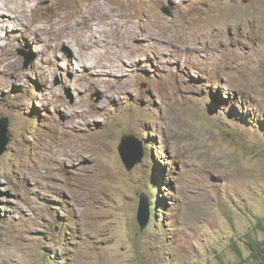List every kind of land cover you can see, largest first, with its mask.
I'll return each instance as SVG.
<instances>
[{
    "label": "rangeland",
    "instance_id": "374dc122",
    "mask_svg": "<svg viewBox=\"0 0 264 264\" xmlns=\"http://www.w3.org/2000/svg\"><path fill=\"white\" fill-rule=\"evenodd\" d=\"M83 1L106 42L94 67L79 37L62 48L11 13L0 25V264L250 261L264 241V0ZM152 5L172 29L147 21ZM127 136L125 158L143 154L130 171Z\"/></svg>",
    "mask_w": 264,
    "mask_h": 264
},
{
    "label": "bare ground",
    "instance_id": "6f19581e",
    "mask_svg": "<svg viewBox=\"0 0 264 264\" xmlns=\"http://www.w3.org/2000/svg\"><path fill=\"white\" fill-rule=\"evenodd\" d=\"M63 1L65 0L58 1L56 6L44 8L38 5L35 6V4L34 7L31 6V0H8V2L0 4V25L8 23L9 20L7 15H10L9 13H11L12 15H16H14L15 18L29 16V21H31L32 24H38L40 34L46 33L47 31L48 34L54 35L53 39H55L62 48L72 46L74 49L77 45H74L73 43L74 37H79L81 39V49L76 50L74 54L80 57L84 67L87 62L94 67L100 62V60H102L103 51L106 48V42L102 38H97L93 32L91 20L94 19V13L91 15L87 10L88 8L86 9V7H88L87 3L83 0H76L74 3L70 2V0H66L64 3ZM115 1L119 5H127L128 8L133 10V7L128 0ZM15 3L16 5H14ZM72 8H74V10H72ZM29 9L30 15H28ZM157 11L158 6H148L145 10V18L147 21H153L156 24H160V26L162 25L165 29H172V24L165 22L166 19L164 20V18L160 17L158 15L159 12ZM135 12L136 16H139L136 10ZM170 40H172V38ZM106 73L108 72H104L103 75L108 76ZM88 151L90 153V150L82 148L70 158L71 162L79 160L82 158V155Z\"/></svg>",
    "mask_w": 264,
    "mask_h": 264
},
{
    "label": "water",
    "instance_id": "95a60500",
    "mask_svg": "<svg viewBox=\"0 0 264 264\" xmlns=\"http://www.w3.org/2000/svg\"><path fill=\"white\" fill-rule=\"evenodd\" d=\"M163 12L169 17L173 16L171 10L167 7L163 9ZM6 126H8V121L6 119H0V148L2 146L1 136L5 133ZM131 140H133V137L131 136L124 137L122 140V145L119 149L123 161L126 165V168L129 171L132 170L137 164L141 163L143 159L142 153L137 154L136 158L133 161H131L129 158H125V150L128 148V143ZM4 151V149L0 151V155L4 153ZM150 218V204L148 203L147 199L142 198L138 211V224L140 226L141 231H144L148 227L150 223Z\"/></svg>",
    "mask_w": 264,
    "mask_h": 264
},
{
    "label": "trees",
    "instance_id": "16d2710c",
    "mask_svg": "<svg viewBox=\"0 0 264 264\" xmlns=\"http://www.w3.org/2000/svg\"><path fill=\"white\" fill-rule=\"evenodd\" d=\"M251 250V262L255 264H263L264 263V241H253L250 243ZM250 261H242L243 264H249ZM250 262V263H251Z\"/></svg>",
    "mask_w": 264,
    "mask_h": 264
}]
</instances>
